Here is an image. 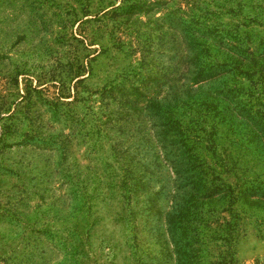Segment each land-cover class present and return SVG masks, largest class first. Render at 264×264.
Listing matches in <instances>:
<instances>
[{
    "label": "rangeland",
    "instance_id": "obj_1",
    "mask_svg": "<svg viewBox=\"0 0 264 264\" xmlns=\"http://www.w3.org/2000/svg\"><path fill=\"white\" fill-rule=\"evenodd\" d=\"M0 264H264V0H0Z\"/></svg>",
    "mask_w": 264,
    "mask_h": 264
}]
</instances>
